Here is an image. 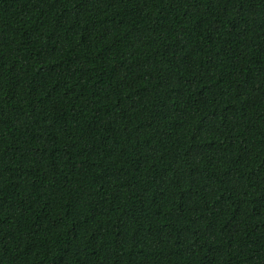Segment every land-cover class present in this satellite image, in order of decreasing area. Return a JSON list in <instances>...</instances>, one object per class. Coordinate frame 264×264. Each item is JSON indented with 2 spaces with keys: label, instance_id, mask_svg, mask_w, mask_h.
<instances>
[{
  "label": "trees",
  "instance_id": "16d2710c",
  "mask_svg": "<svg viewBox=\"0 0 264 264\" xmlns=\"http://www.w3.org/2000/svg\"><path fill=\"white\" fill-rule=\"evenodd\" d=\"M0 264H264V0H0Z\"/></svg>",
  "mask_w": 264,
  "mask_h": 264
}]
</instances>
